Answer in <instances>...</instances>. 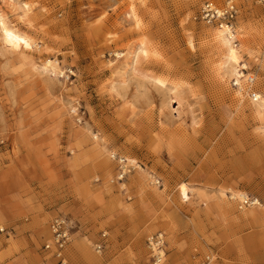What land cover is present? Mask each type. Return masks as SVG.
Returning a JSON list of instances; mask_svg holds the SVG:
<instances>
[{
	"label": "rangeland",
	"instance_id": "374dc122",
	"mask_svg": "<svg viewBox=\"0 0 264 264\" xmlns=\"http://www.w3.org/2000/svg\"><path fill=\"white\" fill-rule=\"evenodd\" d=\"M259 1L0 0L34 44L11 50L0 31V234L31 223L37 264L57 263L42 256L57 218L67 264H152L157 237L160 264H264V117L236 99L246 82H222L215 27L197 17L232 2L234 45L253 51L245 74L264 96ZM113 157L130 169L121 180Z\"/></svg>",
	"mask_w": 264,
	"mask_h": 264
},
{
	"label": "built area",
	"instance_id": "2783aa9c",
	"mask_svg": "<svg viewBox=\"0 0 264 264\" xmlns=\"http://www.w3.org/2000/svg\"><path fill=\"white\" fill-rule=\"evenodd\" d=\"M259 3L264 5V0H260ZM197 17L201 22H204L207 25L219 29L226 28L231 32V34H233L237 18V9L232 2H229V4L226 3L224 8H219L213 4L206 3L200 8ZM235 83L236 82H233V87L239 89L240 85ZM246 85L248 88L245 91L248 99L253 103L261 102L264 105V96L257 93L253 88V76L248 78ZM112 159L120 168L119 172H121V175L119 179L121 180L125 176L126 171L129 172L130 169L126 167V161L124 159L116 157H113ZM239 205L242 207H251L257 205V202L252 198L244 196L240 199ZM69 230V223L62 218L54 219L49 225L50 240L43 246V250L45 252H51L52 257L57 261V264H67L64 258V252L70 242ZM160 238L161 237H157L148 242L152 264H160L163 259V250ZM95 252L97 254H101V246H95ZM214 262V257L212 255H207L197 264H214Z\"/></svg>",
	"mask_w": 264,
	"mask_h": 264
},
{
	"label": "bare ground",
	"instance_id": "6f19581e",
	"mask_svg": "<svg viewBox=\"0 0 264 264\" xmlns=\"http://www.w3.org/2000/svg\"><path fill=\"white\" fill-rule=\"evenodd\" d=\"M138 0H129L130 5L133 6L134 2ZM229 4V2L227 3ZM24 12L29 13L30 9L27 4L24 6ZM133 11V9H132ZM0 31L3 37V43L8 46L11 50H18V49H31L34 44L24 35L19 34L14 29L9 28L6 18L0 14ZM241 28H238V35L241 32ZM212 37V41L214 42V50L220 59L219 64V72L221 75L222 82H226L225 77L233 78L235 80V84H239L241 82H246L251 74H245L248 71V67L246 64L243 63L242 60V53H245L249 57L253 55V51L251 49H243V47H238V45H234L235 40H237V36L231 34L229 30L226 28L219 29L214 28L212 32H210ZM145 54V51H143ZM44 71L50 70L52 74L56 73V69L54 65L50 62L45 63V67H43ZM240 71H243L242 73ZM226 84V83H225ZM240 85V84H239ZM244 88V87H243ZM239 91H243L238 89ZM244 95L241 93H236L235 97L237 100H243V96H247L246 91ZM253 103V102H252ZM253 110L255 117L262 121L264 117V105L260 103H253ZM264 131V128H262ZM188 189L185 186L180 187V197L182 201H188ZM192 194L196 197H204L205 192L201 189H192ZM233 198H243L242 194H233Z\"/></svg>",
	"mask_w": 264,
	"mask_h": 264
},
{
	"label": "crops",
	"instance_id": "0c3cea01",
	"mask_svg": "<svg viewBox=\"0 0 264 264\" xmlns=\"http://www.w3.org/2000/svg\"><path fill=\"white\" fill-rule=\"evenodd\" d=\"M1 211L2 205L0 204V213ZM30 224L14 227L13 237L8 239H6V236L0 234V264H37L39 262L34 257L35 248L32 242L34 229ZM49 240L50 235L45 239L42 247ZM42 256H49L51 258L52 254L51 252L42 251Z\"/></svg>",
	"mask_w": 264,
	"mask_h": 264
}]
</instances>
